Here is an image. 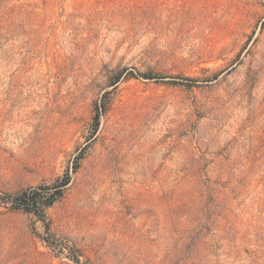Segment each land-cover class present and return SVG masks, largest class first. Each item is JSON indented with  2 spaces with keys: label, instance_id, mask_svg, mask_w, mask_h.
Listing matches in <instances>:
<instances>
[{
  "label": "rangeland",
  "instance_id": "374dc122",
  "mask_svg": "<svg viewBox=\"0 0 264 264\" xmlns=\"http://www.w3.org/2000/svg\"><path fill=\"white\" fill-rule=\"evenodd\" d=\"M0 264H264V0H0Z\"/></svg>",
  "mask_w": 264,
  "mask_h": 264
},
{
  "label": "trees",
  "instance_id": "16d2710c",
  "mask_svg": "<svg viewBox=\"0 0 264 264\" xmlns=\"http://www.w3.org/2000/svg\"><path fill=\"white\" fill-rule=\"evenodd\" d=\"M99 116V115H98ZM97 116V117H98ZM69 184V179L56 188L48 197H44L40 188H28L26 190L9 195V200L16 210L33 213L34 215L43 218L44 212L62 196L63 188Z\"/></svg>",
  "mask_w": 264,
  "mask_h": 264
}]
</instances>
